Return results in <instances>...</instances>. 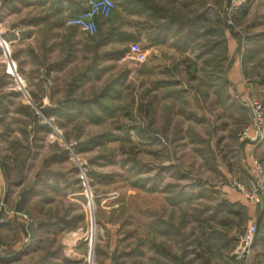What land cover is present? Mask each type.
Returning <instances> with one entry per match:
<instances>
[{
    "label": "rangeland",
    "instance_id": "374dc122",
    "mask_svg": "<svg viewBox=\"0 0 264 264\" xmlns=\"http://www.w3.org/2000/svg\"><path fill=\"white\" fill-rule=\"evenodd\" d=\"M153 1L179 21L205 12L209 31L186 43V32L173 24L155 42L154 19L132 11L101 22L99 31L115 28L124 38L99 43V32L87 34L57 15L36 31L45 44L52 34L70 37L73 56L45 104H31L17 73L16 52L30 46L0 44L3 250L43 208L47 220L75 217L83 235L93 236L91 245L78 242L86 255L93 249L94 264H245L251 250L249 264H264V227L260 243L244 249L248 227L264 210V0H231V7L228 0ZM45 10L23 13H31L29 22ZM14 12L0 17V37L27 22ZM30 70L28 82L37 76ZM68 99L82 108L70 107L57 121L45 115V107ZM246 139L255 141L247 151ZM52 237L65 241L63 232Z\"/></svg>",
    "mask_w": 264,
    "mask_h": 264
},
{
    "label": "crops",
    "instance_id": "0c3cea01",
    "mask_svg": "<svg viewBox=\"0 0 264 264\" xmlns=\"http://www.w3.org/2000/svg\"><path fill=\"white\" fill-rule=\"evenodd\" d=\"M83 4L84 7H87L86 0H83ZM26 7L32 9H46L45 11L47 14H45V11H43L42 14L40 13V15H35L32 13V15L38 17L35 20L32 19L28 22L27 20L29 19L27 16L31 15V13L28 12L26 15H24L23 9ZM55 8L56 5L53 3V0H44L42 3H40L39 0H0V17L3 16L2 18L4 19L5 16L9 15L10 13L12 14L15 10L14 13L20 15V20L22 19V23H25L23 18H26L25 20L27 21L25 25L21 26V28L17 27L16 31L15 29L14 31L10 30L11 34H7V36L2 35L0 37V44L2 45L1 40L3 39L6 43H8L7 41H11L12 43H16V45H19L21 48L30 46V48L24 49L22 51L25 53L24 55L20 56V52L17 51L16 56L20 58L18 61L21 64V68L18 69L17 73L23 87V93H26L28 95L27 97L30 96L31 104H45L50 101L49 93L50 89L52 91V88L54 87L55 80L58 76H60V74H62V71H65L66 69L68 70L67 67L70 66L71 58L66 61L65 51L66 45L71 44V38H64L65 35L62 33L57 37L55 34H50L51 38H49L51 40H47L48 43L45 44V42H43V34L40 35L39 31H36L38 28L42 27V22L53 21V19L57 16L54 12ZM64 13L65 15L67 14L66 11ZM138 13L141 14V12ZM116 14L121 17L125 14L131 15L132 13L121 10L119 7L117 8ZM144 15L146 14L143 12V16ZM99 19L100 21H104L107 18L99 17ZM8 30L9 29L6 31ZM18 31L21 32V35L17 33ZM3 50L4 52H2L5 55V49ZM29 67L32 69L30 70ZM28 70L34 71L37 75L36 78L30 82L27 81L30 79L29 75H27ZM241 71L242 69H240L239 62L235 63L234 74L238 80H240ZM37 78L40 80L38 83L39 87L42 88V92L40 94L33 91V82H36ZM68 87L69 84H67L66 88ZM68 96L69 95L66 97ZM52 106L53 105H49V107ZM50 118L53 119L54 117ZM247 143L248 144L245 145V151H247L248 147L250 146V143ZM253 174L254 173H251L248 170L246 171V179L248 183L254 182L256 177ZM5 188L6 180L3 168L0 163V195L5 192ZM234 197H236V195H234ZM234 201L239 202L241 205H245V203L242 204L239 198H235ZM45 212L46 211H42L43 215L46 214ZM39 220H37L36 223L33 221L30 224L22 223L18 228H16L15 240L11 242L12 244L10 246H6V248H4V253L0 256H4L5 258L0 259V264H94V255H91V253H93V249L92 251L90 249V254L86 255V253L88 254L86 251L87 245H84L85 243L82 241H79L80 243L78 242V240L83 236V229L80 226L74 224V221L67 219L66 221L68 222L65 223V220L60 219V223L47 226L39 224ZM2 227L7 229L8 226L0 225V228ZM58 232H63L65 239V241L62 240V242L59 241L60 245L57 244L55 242L56 240L54 241L52 237L53 233ZM258 243L260 242L258 241ZM252 251L253 250H251V252ZM250 253L245 260V264L250 263Z\"/></svg>",
    "mask_w": 264,
    "mask_h": 264
},
{
    "label": "trees",
    "instance_id": "16d2710c",
    "mask_svg": "<svg viewBox=\"0 0 264 264\" xmlns=\"http://www.w3.org/2000/svg\"><path fill=\"white\" fill-rule=\"evenodd\" d=\"M40 3H42L44 0H39ZM150 1V2H149ZM175 0H166V3H170L173 2ZM115 2V1H114ZM117 4L120 6V8H122L123 10H125L126 12H132V11H139V12H144L146 14V16L148 18L154 19L156 25V31L153 33V35L151 36V39L154 40L155 42H158L159 40L164 39V37L167 36V33L172 29L173 24H176L179 28V30L183 29L186 32V43L189 40H192L194 38L197 37V35H199V30L205 28V22L207 21V15L205 12H202L201 14H199L198 16H196L194 18V20H188V21H179L178 20V15L173 14V12H171L170 10H166L165 12H168V14L172 13L169 15V21L166 23H162L161 19H163L165 17V12H164V8L162 6H160L157 2L153 1L151 2V0H143L141 2H139L138 0H117L116 1ZM53 3L56 5V8L54 10L56 15L61 14L63 16L62 19L59 20H66L69 16L78 13L80 11H82L83 9H85L86 7H84L83 4V0H53ZM65 3V5H64ZM116 4V3H115ZM172 4V3H170ZM51 8V7H50ZM67 12V14L65 15L64 12ZM162 12V14L160 13ZM117 13V8L115 7L111 13V15L107 18H111V16ZM68 16V17H67ZM67 17V18H66ZM158 18V19H156ZM160 20V22H158ZM219 20H222L221 18ZM98 22V31L99 32V43L101 42H105L107 40H116L119 39V36H121L122 38L125 37V34H123L120 30L118 29H111L108 30L106 32H101L100 27H101V22L100 19H97ZM208 28V27H207ZM204 30V29H203ZM207 32L209 31L208 29H206ZM96 33V34H97ZM201 35V34H200ZM120 37V39H121ZM185 43V42H184ZM72 44L70 45H66V51H65V55H66V61L69 60L70 58H72L73 56V48H71ZM123 51H119L118 55H122ZM83 75H77L74 77V80H76L74 83V85H79L78 82H80V80L83 79ZM69 87L72 90L71 85H69ZM69 88V89H70ZM107 89H109V87H107ZM69 94H71V91H69ZM75 100V99H74ZM70 101V99H68L67 101H65L64 103H60L57 106L54 107H45L43 109L44 113L46 116L48 117H57V118H65L66 116H69V108L70 107H74L76 109L77 106H80L82 103L80 102V105H66V102ZM87 101H85L86 103ZM82 108V105H81ZM55 120L57 121L58 119L55 118ZM44 128L47 131L51 130V126L49 124H44ZM66 153V151H64ZM49 173L51 174L52 172L49 171ZM33 191L32 188L27 190L26 193H24V197L19 200L18 202V209H21L24 202L26 200H28L29 197H31ZM50 201V200H49ZM48 202V201H47ZM42 209H40L39 214H41L38 218L39 220V224L42 225H51V224H58L60 223V219L65 220V223L68 222L66 221L67 219L65 217H58L54 220H50V218L48 217L45 218L46 216L43 215L42 213ZM73 217L71 220L74 221ZM263 227H264V219H262L260 226H259V230H258V241L260 238H262V231H263ZM257 241V242H258Z\"/></svg>",
    "mask_w": 264,
    "mask_h": 264
},
{
    "label": "built area",
    "instance_id": "2783aa9c",
    "mask_svg": "<svg viewBox=\"0 0 264 264\" xmlns=\"http://www.w3.org/2000/svg\"><path fill=\"white\" fill-rule=\"evenodd\" d=\"M86 3H87V7L82 11L69 16L66 20V24L70 26L78 27L83 31H85L87 34L94 35L98 31L97 19L99 17L108 18L111 15L113 9L116 7V4L114 0H86ZM253 106L255 113L262 112V105L258 101L254 102ZM24 217L27 218L28 215L24 214ZM258 230H259L258 224L255 222H253L248 227L244 238L245 250H249L250 246L254 241L255 235L258 233ZM82 237L84 242H88L89 244L92 243L94 240L93 236L90 235L89 237L88 233L84 234ZM3 253L4 250L2 247H0V255H2ZM244 254H241V257H243Z\"/></svg>",
    "mask_w": 264,
    "mask_h": 264
},
{
    "label": "water",
    "instance_id": "95a60500",
    "mask_svg": "<svg viewBox=\"0 0 264 264\" xmlns=\"http://www.w3.org/2000/svg\"><path fill=\"white\" fill-rule=\"evenodd\" d=\"M230 5H231V0H228L227 6L230 7ZM246 141L247 142H252V143L255 142V141H252L251 139H246ZM263 213H264V210H263L262 214L260 215V217L258 219V223H257L258 227L260 226V223H261V220H262V217H263ZM1 216H2V211H0V219H1ZM257 240H258V233L255 235L254 241H253V243H252V245L250 246L249 249H251V248H253L255 246ZM3 258H5V257L4 256H0V259H3ZM242 264H244V260L242 261Z\"/></svg>",
    "mask_w": 264,
    "mask_h": 264
},
{
    "label": "bare ground",
    "instance_id": "6f19581e",
    "mask_svg": "<svg viewBox=\"0 0 264 264\" xmlns=\"http://www.w3.org/2000/svg\"><path fill=\"white\" fill-rule=\"evenodd\" d=\"M2 43L5 45V47L7 46L6 45V42L2 39ZM15 75V74H14ZM19 80H20V78H19Z\"/></svg>",
    "mask_w": 264,
    "mask_h": 264
}]
</instances>
